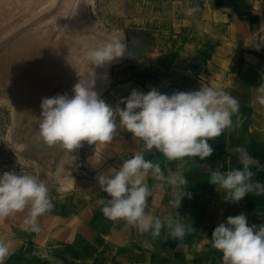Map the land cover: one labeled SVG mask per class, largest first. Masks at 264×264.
Wrapping results in <instances>:
<instances>
[{"label": "crops", "instance_id": "obj_1", "mask_svg": "<svg viewBox=\"0 0 264 264\" xmlns=\"http://www.w3.org/2000/svg\"><path fill=\"white\" fill-rule=\"evenodd\" d=\"M202 26L206 34L202 35V44L198 48L195 45L194 53L184 51L161 59L158 70L166 73L153 78L142 65L122 87L127 95L133 89L147 92L153 87L171 94L178 91L179 82L188 78L189 72L240 101L239 120L233 116L234 126L210 141L215 151L206 161L192 157L167 161L155 150L146 153V158L161 163L165 176L169 170L182 172L188 180L187 190L192 193V198H184L177 210L168 206L174 191L170 185L153 187L148 210L153 215L175 217L192 225L193 230L182 241L171 239L166 228L153 239L123 220L112 221L102 214L97 201L109 197L100 191L96 176L142 147L141 141L120 129L113 142L91 155L90 163L75 168L84 171L86 178L74 177L75 183L69 181L72 186L67 192L52 199L54 207L39 217L38 232L22 227L27 209L0 220V240L10 248L4 264H223L222 254L211 244L214 228L227 217L241 213L246 214L250 225L264 223V194L251 192L238 204L225 202L224 193L209 183L205 166L220 167L222 171L240 168L235 149L243 147L253 157V181L264 183V105L256 99V89L264 82V54L252 51L257 43L245 24L218 22ZM172 71L185 75L178 78ZM157 183L148 179L150 186ZM145 240L151 247L144 246Z\"/></svg>", "mask_w": 264, "mask_h": 264}, {"label": "clouds", "instance_id": "obj_2", "mask_svg": "<svg viewBox=\"0 0 264 264\" xmlns=\"http://www.w3.org/2000/svg\"><path fill=\"white\" fill-rule=\"evenodd\" d=\"M185 11L192 16L199 9L190 7ZM127 50L125 38L109 37L89 47L84 60L89 67H103L124 58ZM256 91L258 103L264 105V82ZM4 102L0 97V103ZM7 103H10L8 98ZM40 108L36 132L39 141L48 148L59 145L73 162L76 157L70 154L84 142L96 147L107 145L120 129L141 141L139 151L96 176L100 191L109 197L99 199L97 204L107 219L123 220L141 235L155 239L166 228L171 239L182 241L193 230L192 225L172 216L153 215L148 210L149 198L153 187L163 189L166 183L174 190L168 206L178 210L184 198H192L187 190L188 180L180 171L169 170L170 174L165 176L161 163L146 158V153L155 150L167 161L187 157L206 161L215 151L210 141L234 126L233 116L239 120L240 101L222 89L201 84L199 90L171 94L162 93L157 87L147 92L133 89L114 107L95 91V72L91 70L87 78L81 77L73 86L71 96L58 94L43 98ZM26 148L23 143L16 145L19 153ZM235 153L240 168L222 171L220 167L205 166L209 183L224 193L223 200L238 204L251 192L264 194V183L253 181L250 170L253 157L247 149L237 147ZM65 165L66 161L61 160L57 175L64 172ZM149 178L160 183L150 186ZM52 199L47 182L38 174L0 171V220L27 209L22 227L38 232L39 217L54 207ZM210 240L212 247L222 254L223 264H264V223L250 225L244 213L229 216L218 224ZM144 246L151 247V243L145 240ZM9 255L8 244L0 240V264Z\"/></svg>", "mask_w": 264, "mask_h": 264}, {"label": "rangeland", "instance_id": "obj_3", "mask_svg": "<svg viewBox=\"0 0 264 264\" xmlns=\"http://www.w3.org/2000/svg\"><path fill=\"white\" fill-rule=\"evenodd\" d=\"M9 3L11 14L7 16L2 11L0 17V97L5 101L0 103V171L38 174L47 182L52 198L67 192L72 186L71 178H86L84 171L75 168L90 163L91 155L106 146L84 142L77 149L78 154L72 152L76 157L73 162L59 145L48 148L36 135L42 99L58 94L71 96L75 81L72 74L87 63L84 56L90 35L83 30V16L94 24L101 37H122L128 45L124 58L108 64V82L99 94L114 107L128 96L122 87L138 67L145 65L153 78L166 71L158 70L161 59L184 51L194 53L195 45L198 48L202 35L206 34L204 23L245 24L257 43L252 51L264 54V0H10ZM190 7H198L199 11L188 16L185 10ZM27 33L36 40L30 49H36L35 55L11 65L6 53L19 38L27 40L24 37ZM74 60L77 68L74 64L72 68ZM172 72L178 78L185 75ZM187 75L179 82L178 91H196L201 84L208 85L201 77L189 72ZM21 143L27 148L19 153L16 145ZM60 160L67 163L64 172L57 175Z\"/></svg>", "mask_w": 264, "mask_h": 264}, {"label": "bare ground", "instance_id": "obj_4", "mask_svg": "<svg viewBox=\"0 0 264 264\" xmlns=\"http://www.w3.org/2000/svg\"><path fill=\"white\" fill-rule=\"evenodd\" d=\"M9 1L10 0H0V17L4 14V13H1L2 11L3 12H5V15H9V14H11V10H8V7H9V5H10V3H9ZM85 6V5H84ZM82 7V6H81ZM88 8V7H87ZM82 9V8H81ZM84 10H85V12H84ZM84 10H82L83 12H84V14L86 15V9H84ZM80 11V10H79ZM80 13H82V12H80ZM83 14V13H82ZM75 16V15H74ZM82 17V16H81ZM73 19V18H72ZM71 19V20H72ZM83 30H84V32H85V34H89L90 35V37L89 38H87V42H89L88 43V47H94V46H96L97 44H99L101 41L100 40H103V39H105V38H103V37H105V36H103V37H101L100 36V34H98V31L96 30V28L94 27V24H91L90 23V21L87 19V16H83ZM89 19H90V17H89ZM79 22V21H78ZM92 22V21H91ZM74 23V22H73ZM77 23V22H76ZM76 23H75V25H76ZM73 30V29H72ZM71 32H73V31H71ZM97 33V34H96ZM104 35V34H103ZM107 36V35H106ZM24 37L27 39V40H25L24 38H19L17 41H15V42H13L12 44H11V46L9 47V51H8V53H6V57L8 58V59H10V64L12 65L13 63H14V65H15V62H16V60H18V61H20L22 58H26V56H29L30 58L32 57V56H34L33 55V53L36 51V49H34V47H33V49L30 51V49H31V47L33 46L32 44H34L35 43V38H33V37H31V36H29L28 35V33L27 34H25L24 35ZM109 37V36H108ZM107 37V38H108ZM101 38V39H100ZM103 38V39H102ZM100 42H99V41ZM83 42H86V39H84L83 40ZM5 51V50H4ZM6 51V52H7ZM29 51H30V53H29ZM1 54V53H0ZM5 54V53H4ZM3 55V54H2ZM4 56V55H3ZM2 58V57H1ZM24 58V59H25ZM28 58V57H27ZM29 61V60H28ZM32 61V60H31ZM75 61V60H74ZM73 61V63H72V68H73V64H74V66H76V67H74V68H77V66H78V63L75 61L74 62ZM5 62V61H4ZM7 62H9V61H7ZM18 63V62H17ZM77 65H76V64ZM0 64H2V63H0ZM4 65V64H3ZM11 65H10V67H11ZM110 65V64H109ZM108 64H106V65H104L103 67H95V66H90L89 67V65L87 64V63H85L84 64V67L81 69V71H76L74 74H72L73 75V80H75L76 81V83L81 79V77H85V78H87L89 75H90V72H91V70L92 71H94L95 72V91H97V93L98 94H101V92L103 91V89H104V87H105V85L107 84V82H108V80H106L107 79V75H106V73H107V71H108V66H109ZM2 66V65H1ZM6 67H7V64H6ZM87 69V68H89V69H87V70H83V69ZM1 69H2V67H1ZM0 69V70H1ZM5 69V68H4ZM6 70H7V68H6ZM11 70V69H10ZM9 71V70H8ZM1 74L2 73H0V77H2L1 76ZM75 81H74V84H73V86L75 85ZM71 83H72V81H71ZM70 95V94H69ZM71 95H72V90H71ZM29 144V143H28ZM54 150H56V149H54ZM79 152V150H77V149H75L74 151H73V153H75V152ZM78 152H77V154H78ZM72 154V153H71ZM70 154V155H71ZM67 155V154H66ZM74 156V155H73ZM68 158V157H67ZM67 158L65 159V160H67ZM62 159V158H61ZM64 159V158H63ZM64 160V161H65ZM60 162H61V160H60ZM67 163V162H66ZM71 179H73V178H71ZM70 181V180H69ZM72 184V183H71Z\"/></svg>", "mask_w": 264, "mask_h": 264}]
</instances>
